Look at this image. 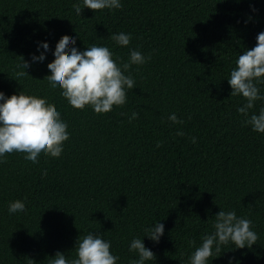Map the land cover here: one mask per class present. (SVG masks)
<instances>
[{"label": "trees", "instance_id": "1", "mask_svg": "<svg viewBox=\"0 0 264 264\" xmlns=\"http://www.w3.org/2000/svg\"><path fill=\"white\" fill-rule=\"evenodd\" d=\"M74 4L0 0V91L47 100L70 133L59 158L41 156L33 166L13 153L0 163V264H48L58 251L74 256L89 231L103 233L118 264H128L129 241L159 220V243L145 237L155 254L147 264H185L189 240L199 244L212 231L220 208L251 219L258 240L251 249L230 247L213 264L228 257L264 264V134L242 124L243 99L230 96L226 79L264 31V0H122L118 10L86 8L79 17ZM118 32L131 33L128 47L111 41ZM73 36L80 50L95 43L123 61L129 48L151 56L130 69L136 83L125 105L106 114L72 108L45 80L52 56L14 79L15 65L39 55L38 43L54 53ZM132 111L138 118L129 122ZM173 112L183 124L167 119ZM15 202L26 215H8Z\"/></svg>", "mask_w": 264, "mask_h": 264}, {"label": "clouds", "instance_id": "2", "mask_svg": "<svg viewBox=\"0 0 264 264\" xmlns=\"http://www.w3.org/2000/svg\"><path fill=\"white\" fill-rule=\"evenodd\" d=\"M239 2V0H238ZM122 0H75L71 11L82 16L84 9L96 11L118 10L122 8ZM109 38L116 46L128 47L131 33H111ZM77 38H63L52 53L50 45L38 43L36 52L31 56V63L24 58L15 65L14 79L19 81L29 73L32 65L43 66L49 56L54 63L48 67L49 76L45 78L51 92L59 94L68 105L77 110L91 108L96 114H106L114 107H122L127 103V93L135 87V78L130 69L133 65L142 66L150 58L140 50L129 48L127 61L116 56L108 46L91 44L84 50L77 46ZM232 91L230 96L242 97L243 104L236 111L242 117V124L253 132L264 134V104L257 109L258 102L264 101V31L256 36V44L245 48L235 60V66L226 78ZM125 115V113H121ZM138 118V113L131 112L128 121ZM191 117L189 116V119ZM167 119L172 124H183L175 112ZM177 136H184L183 130L176 131ZM70 133L68 124L61 117V112L47 100L37 99L19 90L11 96L0 91V163L6 160V154H16L26 164L39 166L41 156L59 158L64 151V142ZM196 143V137H191ZM157 141L156 147L160 146ZM44 175L47 171L44 170ZM9 216L26 215L24 203L15 202L8 205ZM212 222V231L200 237V243L189 240L193 250L187 255L185 264H213L222 258L230 247L251 249L258 240L253 221L245 216L237 215L234 209L220 208ZM165 225L159 221L143 227L144 235L133 236L128 243V252L133 256L128 264H147L155 257L154 252L146 247L145 237L159 243L164 235ZM75 255L66 256L57 252L50 256L48 264H118L120 256L112 251L111 241L104 239L103 233L89 231L80 235L75 246ZM228 264H238L233 257H228Z\"/></svg>", "mask_w": 264, "mask_h": 264}]
</instances>
